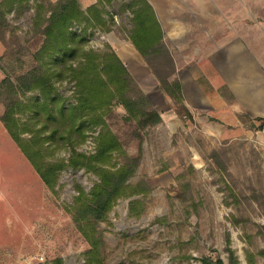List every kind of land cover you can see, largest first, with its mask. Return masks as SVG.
Listing matches in <instances>:
<instances>
[{
    "label": "rangeland",
    "instance_id": "obj_1",
    "mask_svg": "<svg viewBox=\"0 0 264 264\" xmlns=\"http://www.w3.org/2000/svg\"><path fill=\"white\" fill-rule=\"evenodd\" d=\"M42 1L23 0L4 6L7 25L0 28V86L5 77L15 83L35 64L43 26L35 27L33 19L36 3ZM88 1L92 0L84 4ZM123 3L113 0L102 6L107 30L85 23L70 25L73 32L84 35V49L109 47L118 55L162 119L138 129L133 120L124 118L128 114L116 99L104 111L106 126L124 151L136 155L140 147L139 165L128 184L142 191L118 198L105 219L97 223V234L103 241L100 264H201L204 256L226 262L227 245L238 264H250L249 253L253 254V264H264V254H258L264 250L260 228L264 224V138L249 132L246 125L240 128L220 122L218 109L211 107L216 106L195 102L191 92L187 102L182 85L183 102L193 118L176 115L152 68L166 73L170 59L179 81L191 84L193 72L198 71L219 93L216 70L204 62L202 72L190 70V65L203 56V49L193 53L187 38L183 39L185 49H176L165 35L162 42L169 59L166 54L153 55L150 66L128 38L132 15L126 4L120 9ZM190 56L195 57L186 62ZM56 87L66 106L76 101L73 79L66 76L57 80ZM32 94L20 93V98ZM3 109L0 101V114ZM260 123L254 121L255 125ZM99 128H86L84 140L73 148L93 153ZM68 153L69 148H59L46 159L66 161ZM120 161L121 155L113 154L110 165ZM96 181L94 172L67 166L50 191L0 121V264H37L39 255L50 263L61 257L62 264H96L86 262L88 244L72 220L77 186L88 192Z\"/></svg>",
    "mask_w": 264,
    "mask_h": 264
},
{
    "label": "trees",
    "instance_id": "obj_2",
    "mask_svg": "<svg viewBox=\"0 0 264 264\" xmlns=\"http://www.w3.org/2000/svg\"><path fill=\"white\" fill-rule=\"evenodd\" d=\"M22 1L3 0L0 3V28L7 25L4 6ZM112 1L96 0L85 8L78 0L36 3L33 25L38 28L43 26V41L35 51V64L21 73L15 83L5 77L0 86V101L4 107L0 121L47 189L54 190L59 172L67 166L85 168L96 174L97 181L88 192L77 186L78 195L72 205V220L88 244L86 262L96 264H100L99 253L103 244L97 234V223L105 219L118 198L142 191L139 186L128 184L139 165L140 147L138 154H127L116 135L106 126L104 111L116 99L128 114L124 118L133 120L138 129L162 121L112 49H84V35L70 29L72 22H76L107 30L102 6ZM121 1L124 3L120 9L123 10L126 4L132 15L128 38L144 61L152 66L149 60L153 55L166 54L168 57L169 52L162 42L164 33L150 3L147 0ZM169 61L171 67L166 73L154 67L152 71L160 90L172 101L175 114L192 119L193 113L183 102L181 83L172 61ZM66 76L75 81L77 93L76 101L67 106L56 87L57 80ZM27 91L33 94L27 99L20 98V93ZM218 91L228 103L234 101L226 86H221ZM222 91L227 92L229 98ZM237 118L250 130L264 126L263 119H256L261 123L255 125L246 114H237ZM94 126H100L94 138V152L85 154L76 151L73 145L84 140L86 128ZM66 147L69 148L66 161L46 159L47 155ZM113 154L121 155L122 161L110 165ZM260 228L264 234V224ZM226 250V262L220 257L204 256L200 258L201 264H238L232 248L227 245ZM258 254H264V250ZM247 260L253 264V254L249 253ZM51 264H62L61 257L54 258Z\"/></svg>",
    "mask_w": 264,
    "mask_h": 264
},
{
    "label": "crops",
    "instance_id": "obj_3",
    "mask_svg": "<svg viewBox=\"0 0 264 264\" xmlns=\"http://www.w3.org/2000/svg\"><path fill=\"white\" fill-rule=\"evenodd\" d=\"M85 1L80 0L84 7L94 2L84 4ZM147 1L176 49L185 47L184 38L190 40L193 53L203 49V56L196 57L197 62L189 69L202 72L200 65L209 64L216 70L218 87L226 86L234 98L227 103L206 76L197 71L193 72L191 84L180 79L185 100L188 102L193 93L191 99L195 102L215 105L211 107L218 109V120L233 127L243 126L237 114H246L253 121L264 120V0ZM194 57H188L186 62ZM248 131L264 138V128Z\"/></svg>",
    "mask_w": 264,
    "mask_h": 264
},
{
    "label": "built area",
    "instance_id": "obj_4",
    "mask_svg": "<svg viewBox=\"0 0 264 264\" xmlns=\"http://www.w3.org/2000/svg\"><path fill=\"white\" fill-rule=\"evenodd\" d=\"M37 258V264H51L50 262H47L43 256L39 255L36 257Z\"/></svg>",
    "mask_w": 264,
    "mask_h": 264
}]
</instances>
